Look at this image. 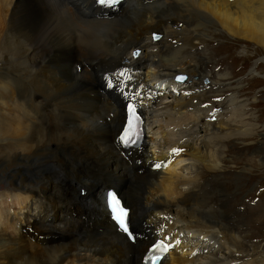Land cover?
<instances>
[{"label": "bare ground", "instance_id": "1", "mask_svg": "<svg viewBox=\"0 0 264 264\" xmlns=\"http://www.w3.org/2000/svg\"><path fill=\"white\" fill-rule=\"evenodd\" d=\"M216 29L264 48V0H123L107 10L93 0H0V188L20 204L0 211V264H141L170 233L175 245L159 264H259L201 184V168L224 169L214 124L238 113L231 136L256 134L234 74L209 76V53H191L226 49L206 41ZM178 73L190 80L172 81ZM134 97L150 129L126 154L116 135ZM109 190L130 209L134 243L109 219Z\"/></svg>", "mask_w": 264, "mask_h": 264}, {"label": "rangeland", "instance_id": "2", "mask_svg": "<svg viewBox=\"0 0 264 264\" xmlns=\"http://www.w3.org/2000/svg\"><path fill=\"white\" fill-rule=\"evenodd\" d=\"M219 31L220 30L217 29L214 31L209 30L207 33L208 37H205V39L206 41L210 40L213 42L215 44L214 48H216L217 45L225 47L226 49H224L221 53H215L214 51L212 53L211 43H203L200 45L199 49L191 53H209V57L206 56V60H208V62H206L205 65L207 66L204 67V65H202L203 70L205 71L203 73L206 74L207 72L209 76L210 70H212L211 68L231 73L230 75L234 74V77L230 81H232L233 84H237V88H233L235 89V92L239 88L240 90L242 89L239 96L240 99H242L240 101H245V107H243L246 112L245 120L249 122L250 125L253 124L255 126L256 134L254 136L251 135L250 138L245 140L231 136L234 134L233 132L241 130V128L238 127L239 125L237 124V120L243 116L238 113H235V115L231 114V117L230 113L225 114L222 121L227 123V126H222L218 123L214 124L224 137V140L222 139L220 143L217 144L220 146V154L224 159V163L222 165L224 169L220 170V174H215V172L206 171L204 168H201V171L206 172V178L201 184H205L206 187L204 184L203 186L206 190V196L208 195L207 199H211L213 201L212 203L214 204L212 205H214V209L217 210V208H219L217 207L219 203H222L220 209H222L224 214L222 213L223 215H221L224 217L226 214L227 218H230L232 225H234V227H231H237L238 230L236 232L238 233L240 239L238 243L246 246L248 249L254 247L256 254L252 257L257 263L264 264V48H259L258 45L245 40H234V38L230 35ZM137 49L138 48L132 49L131 56H129L134 61L140 58L139 51ZM219 58L225 61L222 65L224 70H222V68L219 67V64L216 63ZM178 74H183L187 77V79L189 78L187 75L188 73ZM120 77L122 78V75ZM206 78L202 81L203 85H207L209 83L208 77ZM170 85L171 80L167 82L166 85V89H168L169 92H171ZM163 93L164 92L161 91L160 96ZM226 100H229V97ZM249 113H251L252 117L249 116ZM215 114L210 112V116L208 118L206 117L205 120L208 125L210 122L216 121L214 120L216 116ZM146 125H148V122ZM147 129H150L149 125L147 126ZM251 129L254 128L251 126ZM238 140L242 141L239 142ZM165 151L166 150H161L160 152L165 153ZM234 153H236V155H234ZM245 157L251 159L253 158L254 160L251 161L250 159L247 161L244 159ZM234 161H239V163H234ZM168 164L169 163L165 161V164H163V168L161 169L165 170L166 168H169L166 167ZM148 168L152 169V166ZM141 172L142 169L138 170V173ZM215 177H219L218 180L220 184L218 188L214 187L212 182H210ZM2 186L3 187L0 188V196H4L6 193H8V196L6 195L1 198L2 204L0 205V211L1 213H7L6 211L13 212V210L18 208L20 204H18L17 200L8 199L10 198V192L4 189V184ZM77 189L80 190L81 195H85L84 189L79 188V186ZM94 190L95 188H93V191ZM251 220L253 222H251ZM217 235L221 238L220 233ZM214 236L216 238V234ZM241 245L240 247H237L239 250H241ZM190 247L192 248L193 246ZM230 250L232 249L230 248ZM245 252L238 261H241L243 257L247 258V255L245 256Z\"/></svg>", "mask_w": 264, "mask_h": 264}, {"label": "snow or ice", "instance_id": "3", "mask_svg": "<svg viewBox=\"0 0 264 264\" xmlns=\"http://www.w3.org/2000/svg\"><path fill=\"white\" fill-rule=\"evenodd\" d=\"M97 3H99L101 6H104L105 4L109 3V0H96ZM177 80H182L183 77L177 76L176 77ZM119 82H117V86H118ZM121 95H124V92H121ZM131 97L129 96H125V99H130ZM129 108H133L132 104L128 105ZM120 139L122 140V142L127 146L129 144L134 145L136 143L135 140H130V139H126L125 137H120ZM173 151H176L175 149ZM155 167L160 168L162 167V165L160 164H156ZM109 196H111V194H108ZM113 199L115 197H112ZM114 221L117 224L118 229L120 230L121 233H123L128 239L129 241H135L136 240V234L131 230V225L130 222L128 220V213L126 210H122V215H116L113 217ZM178 242V241H177ZM170 245H164V242L161 241L160 245H156L155 242L153 244V248H159V247H163L164 251L167 252L168 247ZM145 259H148L150 264H151V259L150 257H145ZM157 259H159V257H157Z\"/></svg>", "mask_w": 264, "mask_h": 264}, {"label": "water", "instance_id": "4", "mask_svg": "<svg viewBox=\"0 0 264 264\" xmlns=\"http://www.w3.org/2000/svg\"><path fill=\"white\" fill-rule=\"evenodd\" d=\"M152 36H153L154 39H158V38H159V34H156V33L152 34ZM179 76H180V77H183V76H181V75H179Z\"/></svg>", "mask_w": 264, "mask_h": 264}]
</instances>
